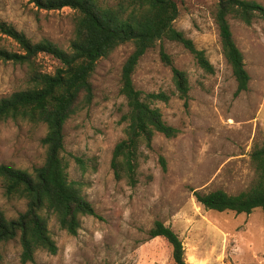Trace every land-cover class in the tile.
Here are the masks:
<instances>
[{
    "label": "rangeland",
    "instance_id": "1",
    "mask_svg": "<svg viewBox=\"0 0 264 264\" xmlns=\"http://www.w3.org/2000/svg\"><path fill=\"white\" fill-rule=\"evenodd\" d=\"M113 1V0H107ZM256 1L264 6V0ZM218 0L179 1L174 26L205 52L214 66L207 74L181 44L164 40L141 59L133 77L138 90L166 93L168 103H157L165 121L180 130L175 139L156 136L152 150L140 162L139 183L131 187L117 181L112 168L114 149L124 138L127 111L122 96L123 66L133 44L118 47L102 59L92 77L95 98L65 125V152L71 181L83 193L98 217H84L77 236L50 229L57 242L56 255L38 252L27 264H173L171 248L162 238H151L156 221L171 227L181 238L188 264H264V213H218L205 209L196 191L223 189L235 195L255 181L253 147L264 140V19L246 26L231 20L235 41L242 51L251 81L239 96L237 82L221 45L215 12ZM74 13L65 8L47 12L30 0H0V20L14 26L33 42L49 41L64 50L74 37ZM0 49L19 52L18 45L0 34ZM173 66L189 78L188 102L179 97ZM53 74L60 63L50 55L38 58ZM26 69L0 60V99L23 90ZM44 125L9 121L0 126V166L32 171L42 166L46 148ZM161 157L166 160L164 171ZM76 158L83 160V166ZM0 209L16 218L26 202L5 196L0 180ZM2 264H22L19 240L0 245Z\"/></svg>",
    "mask_w": 264,
    "mask_h": 264
},
{
    "label": "trees",
    "instance_id": "2",
    "mask_svg": "<svg viewBox=\"0 0 264 264\" xmlns=\"http://www.w3.org/2000/svg\"><path fill=\"white\" fill-rule=\"evenodd\" d=\"M184 0H30L39 10L52 12L69 8L74 13V37L64 50L49 41L33 43L25 33L0 20V34L13 40L19 52L0 49V60L26 69L23 90L0 99V126L9 121L44 125L47 129L42 144L46 159L42 166L28 170L0 166V180L5 196L26 202L25 212L9 218L0 209V245L19 240L22 264L35 262L38 252L56 255L59 251L50 229L54 217L59 228L77 236L84 217H98L95 207L83 193V185L71 181L65 152V125L78 112L89 107L94 98L92 77L102 59L110 57L124 44H133L134 51L123 66L121 94L127 111L124 138L117 143L112 168L117 181L131 187L139 183L140 162L145 151L152 150L158 135L175 139L180 130L168 124L157 103H168L166 93H145L135 86L133 77L143 56L164 40L183 45L207 74L214 66L205 52L178 31L174 24L179 18L178 2ZM215 23L219 30L223 55L237 82L236 95L249 90L250 74L232 30L231 20L251 26L264 19V6L250 0H218ZM52 56L60 63L53 74L44 71L38 62L40 55ZM173 81L179 97L188 102L191 90L188 75L173 66ZM83 166V160L76 158ZM256 178L245 191L232 195L223 189L196 191L197 201L205 209L218 213L233 212L251 215L264 213V140L251 153ZM164 171L166 160L161 157ZM151 238L164 239L171 248L173 264H188L179 235L161 221L149 231ZM3 256L0 252V264Z\"/></svg>",
    "mask_w": 264,
    "mask_h": 264
}]
</instances>
